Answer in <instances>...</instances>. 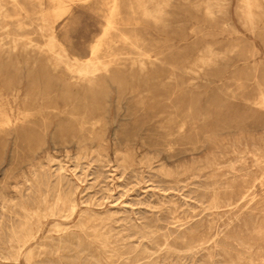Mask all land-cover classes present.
<instances>
[{
	"label": "rangeland",
	"instance_id": "obj_1",
	"mask_svg": "<svg viewBox=\"0 0 264 264\" xmlns=\"http://www.w3.org/2000/svg\"><path fill=\"white\" fill-rule=\"evenodd\" d=\"M130 1H66L57 49L80 65L102 44L87 83L39 48L14 49L47 32L38 1L5 0L0 264H264V13L252 32L240 0L217 23L199 0H174L162 29ZM119 30L152 41L162 61L139 70ZM208 46L222 57L204 66Z\"/></svg>",
	"mask_w": 264,
	"mask_h": 264
},
{
	"label": "bare ground",
	"instance_id": "obj_2",
	"mask_svg": "<svg viewBox=\"0 0 264 264\" xmlns=\"http://www.w3.org/2000/svg\"><path fill=\"white\" fill-rule=\"evenodd\" d=\"M18 0H13L14 3V9L15 7H20L21 9H24L21 3L16 2ZM34 1V0H33ZM38 1V5L41 8L40 12H39V19L41 20V24H40V29L41 32L45 33V37L47 38L46 43L42 44V45H38V44H34L32 43V41H21V39L19 40H15L14 41V49H16L18 47V44H21L22 49L23 50H28L29 48H39L41 52H47V54H51V58L53 60V67L54 68H58L60 66L64 67L66 70H68L72 75L79 76L82 77L83 79H85V81H87V83H93L95 81V77L97 75V73L100 71L98 62L96 61L97 58H99L98 56H96L97 52L101 51L99 50L102 44H98L95 45L93 47V59H88V61L80 64V65H76V64H70L69 62V56H68V52L65 50V48L63 49H57V42L58 39L54 33V25L56 24V22H58V20L60 18H63V16H65V12H68V6L66 5V1L67 0H51L53 2V7L49 8V9H45L44 8V0H36ZM172 1L174 0H136V2L134 1V4L137 6V8L139 10H141L142 15L147 19V20H151L154 25H161V24H165L166 25V16L168 14V7L171 6ZM185 1V0H183ZM187 1V0H186ZM241 1V6H240V10H241V19L242 22L245 25H248L250 27V30L252 32H254L257 28H258V24L259 21H261V15L264 13V8L262 3L260 2V0H240ZM132 1H130L131 3ZM71 3V2H70ZM177 3V2H176ZM187 3V2H186ZM228 0H199L194 2V7L197 9H202V11L204 12V15L207 17V19H209L211 22L213 23H217L218 22V18L217 15L218 13L221 14H227V7H228ZM33 4V3H32ZM121 4V3H120ZM133 2L131 3L130 7L133 8L134 6ZM5 0H0V12L1 14H3L6 17H11V15L5 11ZM238 6V8H239ZM118 7H119V3L118 1L115 2L114 7H113V15L118 13ZM128 7V6H127ZM174 7V6H173ZM193 7V6H192ZM39 8V9H40ZM20 9V10H21ZM71 10V9H70ZM239 10V11H240ZM22 11V10H21ZM198 12V10H197ZM200 12V11H199ZM27 13V10H26ZM64 14V15H63ZM111 14V13H110ZM133 14V13H132ZM130 14V15H132ZM200 14V13H199ZM28 14H26L27 16ZM63 15V16H62ZM175 15V14H174ZM2 16V15H0ZM117 16V15H116ZM170 16V14L168 15ZM199 16V15H197ZM37 18V16H35ZM172 17V16H171ZM170 17V18H171ZM101 18V17H100ZM178 18V17H177ZM26 19V18H24ZM31 19V18H30ZM115 19V18H114ZM119 19V17L117 18V20ZM135 19V18H134ZM144 19V18H143ZM28 20V19H27ZM33 21V20H32ZM134 21V20H133ZM146 21V20H145ZM144 21V22H145ZM180 21V20H179ZM35 22V20H34ZM39 22V21H36ZM108 22V21H107ZM24 22L19 21L17 24H19V27H21ZM118 23V22H117ZM152 23V24H153ZM180 23V22H179ZM178 23V24H179ZM2 24V22H1ZM0 24V25H1ZM16 24V25H17ZM191 24V23H190ZM227 26H230V23L226 22ZM38 25V24H37ZM123 25V24H122ZM125 25V24H124ZM170 25V24H169ZM224 25V24H223ZM36 26V25H35ZM119 26V23H118ZM164 26V25H163ZM162 25L160 27H163ZM167 26V25H166ZM165 26V27H166ZM172 26V25H171ZM180 26V24H179ZM178 26V27H179ZM197 26V25H196ZM3 27V26H2ZM18 27V28H19ZM25 27V26H24ZM37 27V28H38ZM114 27V22L111 20L109 23V28L106 29V31L104 32V37L106 38V40L109 38V33H110V29H113ZM117 27V26H116ZM125 27V26H124ZM177 27V26H176ZM183 27V26H182ZM123 28V27H122ZM136 28V27H135ZM232 28V27H231ZM164 29V27L162 28ZM167 29V27H166ZM117 30V29H116ZM235 30V29H233ZM5 31V30H4ZM114 31V30H113ZM120 31V30H119ZM133 31V30H132ZM135 31V30H134ZM138 31V29H137ZM135 31V32H137ZM236 31V30H235ZM115 32V31H114ZM121 32V31H120ZM190 32V31H189ZM29 33V32H28ZM42 33V34H43ZM126 33V31H125ZM138 33V32H137ZM115 34V33H114ZM119 34V32H118ZM122 34V32H121ZM136 34V33H135ZM113 35V34H112ZM117 35V34H116ZM120 35V34H119ZM132 35V34H131ZM137 35V34H136ZM148 35V34H147ZM149 36V35H148ZM103 37V39H105ZM115 37V36H114ZM17 38V37H16ZM19 38V37H18ZM45 38V39H46ZM118 38V36L116 37ZM122 38L124 39V41H126V43H128L130 46L135 47L139 50V55L136 58H129V62L131 61L133 64H137L139 67V70L144 71L147 68L148 63H153L156 64L158 62H161L162 59L159 56V54H161V52L157 51L154 47L153 44H151L152 41H147L146 37L139 35L136 37H131L130 35L127 34H122ZM8 39V38H7ZM27 39V38H26ZM120 39V38H119ZM23 40V39H22ZM28 40V39H27ZM35 40V39H34ZM102 40V38H101ZM41 41V40H40ZM99 41V40H98ZM108 41V40H107ZM117 41V40H116ZM155 42V40H153ZM101 42V41H100ZM108 45V44H107ZM2 46V45H1ZM113 47V46H111ZM118 47V46H117ZM8 48V47H7ZM107 48V47H106ZM1 49V47H0ZM13 49V50H14ZM113 49V48H112ZM230 49V48H229ZM3 51V49H1ZM38 50V49H37ZM111 50V49H110ZM109 51V50H108ZM114 51V50H113ZM130 51V50H128ZM132 51V50H131ZM130 51V52H131ZM9 52V51H8ZM15 52V50H14ZM38 52V51H37ZM225 52V51H224ZM13 53V52H12ZM32 53V51H31ZM40 53V52H39ZM43 53V54H44ZM107 53V52H106ZM105 53V54H106ZM116 52L114 51V54ZM167 53V52H166ZM206 53L205 55L200 57V62L202 64L205 65H210L212 63H214L216 61V59L221 56L222 57V53L218 52L217 50H215L212 46H208L206 48ZM23 54H25L23 52ZM48 54V55H49ZM99 54V53H98ZM122 55V53H120ZM134 54V53H133ZM46 55V54H45ZM118 55V53H117ZM38 56V55H37ZM41 56V53H40ZM100 56V55H99ZM105 56V55H104ZM115 56V55H114ZM120 56V55H118ZM39 57V56H38ZM101 57V56H100ZM103 57V56H102ZM112 57V56H111ZM123 57V56H122ZM197 57V56H196ZM90 58V57H89ZM106 58V56H105ZM116 58V57H114ZM124 58V57H123ZM120 57V59H123ZM102 59V58H101ZM107 59V58H106ZM222 60V58H220ZM119 60V59H118ZM50 61V60H49ZM77 61H80V59H77ZM103 61V60H101ZM110 61H112V59H110ZM116 61V60H115ZM223 61V60H222ZM74 62V61H73ZM100 62V60H99ZM104 62V61H103ZM118 62V61H117ZM120 62V61H119ZM125 62V61H123ZM107 63V62H106ZM115 63V62H114ZM126 63V62H125ZM164 63V62H163ZM27 64V63H26ZM49 64V63H48ZM104 64V63H103ZM201 64V65H202ZM111 65V64H110ZM132 65V64H131ZM151 65V64H150ZM149 65V66H150ZM52 66V65H50ZM104 66V65H103ZM106 66V65H105ZM121 66V65H120ZM123 66V64H122ZM133 66V65H132ZM197 66V65H196ZM111 67V66H110ZM135 67V66H134ZM53 68V69H54ZM122 68V67H120ZM125 68V67H124ZM61 69V67L59 68ZM184 69V68H183ZM57 70V69H56ZM55 71V70H54ZM106 71V70H105ZM97 78V77H96ZM166 81V80H165ZM260 88H262V85L259 83ZM17 101V99H16ZM262 101L264 102V93H262ZM66 109V108H65ZM3 116L6 118H4L6 121H10L8 114H6L5 112L3 113ZM76 118V117H75ZM3 120V119H2ZM91 120V119H89ZM88 120V122H90ZM83 121V120H82ZM86 121V120H85ZM84 122V121H83ZM92 122V121H91ZM5 124V123H3ZM9 124V123H8ZM10 125V124H9ZM7 126V125H5ZM254 152V151H253ZM151 156V155H150ZM254 159V158H253ZM257 163V162H256ZM62 170V169H61ZM246 183V182H245ZM248 186V185H247ZM241 189V188H240ZM241 192L238 199H237V203L240 202H246L248 201V198L251 196V190L250 187H247L245 190L239 191ZM239 194V193H238ZM252 198V197H251ZM229 199V198H228ZM231 199V198H230ZM231 201V200H230ZM235 201V200H234ZM3 202V201H2ZM64 202V201H63ZM67 202V201H66ZM58 203V202H57ZM230 203V202H229ZM68 205V203L66 204ZM238 205V204H237ZM249 205V204H248ZM58 206V205H57ZM48 207V206H47ZM51 207V206H50ZM55 207V206H54ZM74 207V206H73ZM215 208V207H214ZM56 209V208H55ZM54 211V210H53ZM49 212V211H48ZM52 213V212H51ZM55 213V212H54ZM52 213V214H54ZM33 214V213H32ZM36 214V213H35ZM57 214V213H56ZM43 215V213H42ZM48 215V214H47ZM43 218V216H42ZM39 222V221H38ZM40 223V222H39ZM27 225V224H26ZM32 232V231H31ZM25 233V232H24ZM32 234V233H31ZM16 236V235H15ZM31 236V235H30ZM33 236V235H32ZM23 237V236H22ZM216 238V237H215ZM18 239V238H17ZM25 239V238H24ZM30 237H26L24 244L21 242V244H23L24 246L29 244L30 242ZM108 241V240H107ZM22 245V246H23ZM164 246V245H163ZM17 250V249H16ZM18 251V250H17ZM16 251V252H17ZM23 253V250L20 246V251L18 256L20 257ZM30 254V253H29ZM28 254V255H29ZM26 257V256H25ZM29 257V256H28ZM29 261V260H28Z\"/></svg>",
	"mask_w": 264,
	"mask_h": 264
},
{
	"label": "crops",
	"instance_id": "obj_3",
	"mask_svg": "<svg viewBox=\"0 0 264 264\" xmlns=\"http://www.w3.org/2000/svg\"><path fill=\"white\" fill-rule=\"evenodd\" d=\"M58 37V36H57ZM59 39V38H58ZM64 46V45H63ZM65 47V46H64ZM66 48V47H65ZM66 50L68 51V49L66 48ZM69 52V51H68ZM70 53V52H69ZM71 54V53H70ZM76 57V56H75Z\"/></svg>",
	"mask_w": 264,
	"mask_h": 264
}]
</instances>
